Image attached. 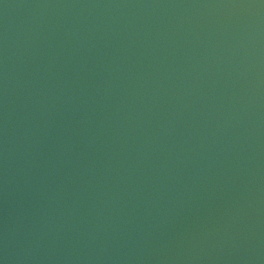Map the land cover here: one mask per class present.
I'll return each instance as SVG.
<instances>
[{
	"label": "water",
	"instance_id": "obj_1",
	"mask_svg": "<svg viewBox=\"0 0 264 264\" xmlns=\"http://www.w3.org/2000/svg\"><path fill=\"white\" fill-rule=\"evenodd\" d=\"M0 264H264V0H0Z\"/></svg>",
	"mask_w": 264,
	"mask_h": 264
}]
</instances>
